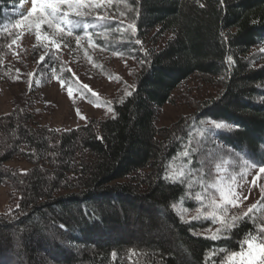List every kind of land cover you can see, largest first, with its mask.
Listing matches in <instances>:
<instances>
[{"label": "trees", "instance_id": "1", "mask_svg": "<svg viewBox=\"0 0 264 264\" xmlns=\"http://www.w3.org/2000/svg\"><path fill=\"white\" fill-rule=\"evenodd\" d=\"M19 1L0 0V84L22 85L0 115V188L9 189L0 264L16 254L21 264H221L222 249L244 251L246 234L264 226V196L215 239L205 235L217 228L211 219L182 220L178 209L201 206L196 193L214 184L222 160L232 174L249 167L245 160L264 166V0H112L96 43L136 61L133 90L114 103L113 116L69 131L39 121L38 72L17 76L6 63L17 36L8 11ZM193 80L215 95L196 100ZM181 93L191 115L157 127L159 111L180 104ZM206 119L229 127L205 128L194 143L190 133ZM176 161L183 183L165 179ZM142 220L152 234L135 237L140 229L129 225Z\"/></svg>", "mask_w": 264, "mask_h": 264}, {"label": "rangeland", "instance_id": "2", "mask_svg": "<svg viewBox=\"0 0 264 264\" xmlns=\"http://www.w3.org/2000/svg\"><path fill=\"white\" fill-rule=\"evenodd\" d=\"M46 2L47 0H36L37 11L33 12L27 20L24 17L31 12L33 0H20L17 5L12 6L9 10L14 15L17 36L13 43L16 45L12 52L13 55L6 60V63L15 64L14 70L17 76L22 75L26 70L29 71L30 75L38 72L37 79L39 78L42 84L38 90L39 103L37 107L43 112L39 116V121L51 128L69 131L82 127L89 121L113 116L114 103L122 101L129 96L126 93L132 92L133 75L137 72L135 60L126 57L119 50L116 52L109 47L107 49L101 48L96 43L98 37H104L106 34L101 18L109 17L108 13L112 11L116 3L112 0H86V3L92 4L93 7L82 8V15L79 16L75 14V7L69 9L66 4H61L59 7L62 11L59 15L63 16V12H67L68 16L56 21L50 27L48 22L37 20L42 11L41 5ZM96 4L100 6L97 7ZM68 21L81 24V27L73 29L72 35H67V30L71 26ZM85 23L90 26L85 28L83 26ZM122 30V28L119 29V31ZM38 32L41 36L39 41L36 39ZM77 38H79V43ZM160 46L161 43L157 48L159 49ZM187 85L192 89V97H195L196 100L206 95L210 98L215 95L214 88L198 85L195 80ZM9 86L6 82L0 84V115H6L11 111L13 98H17L22 91V85ZM69 88L72 89L71 97L68 94ZM185 97L188 98L185 93H181L178 98L181 99L180 104L177 102L166 105L159 111L156 120L157 127L169 128L178 123L179 120L191 115L193 107L187 104L188 102L185 103L189 99H185ZM257 101L262 100L257 99ZM208 121L211 120H203L194 126L190 133L191 141L194 140L195 143L198 137L205 134V128L209 130L215 128L208 124ZM223 128L227 129L228 127ZM206 148V145L202 148L195 144L193 150L200 154L206 151L211 154V149L206 150ZM210 156L216 157L213 153ZM175 163L177 165H171L170 171L173 168L182 170L178 165L179 161ZM227 164L228 161L226 163L225 160H222L218 164L219 168L216 166L218 178L214 185H217L224 192L226 199L235 200L236 206H233L232 203H226L217 187H208V189L205 188L201 191L202 199L199 201L202 207L198 208L199 214L197 209L193 212L178 209L179 212H182L183 219L206 218V214L210 211L209 205L214 200L217 204L227 208L228 211L224 219L231 222L232 217L237 216L240 210L248 211L264 196V172H261L260 168L240 166L241 168L232 174ZM8 165L14 167L18 163L11 162ZM19 167L25 170L29 165L21 163ZM8 207L9 189L5 186L0 188V214L6 212ZM220 214L224 215L223 213ZM208 219H211L217 228L205 232V235L213 236L222 225L218 220H213L210 217ZM143 225V220L140 224L131 223L129 225L130 230L134 232L140 229L138 234L132 235L138 237L142 234H152L148 231L146 224ZM143 228L145 230L142 231ZM156 234L158 233L156 232ZM253 243L258 242L254 241ZM44 246L49 247L46 243ZM246 250L247 245L243 251L244 257H236L233 264H242V261L243 264H248ZM50 252L55 254L54 250ZM16 255H14L15 258L11 264H21V258ZM37 255L40 258L41 254Z\"/></svg>", "mask_w": 264, "mask_h": 264}, {"label": "snow or ice", "instance_id": "3", "mask_svg": "<svg viewBox=\"0 0 264 264\" xmlns=\"http://www.w3.org/2000/svg\"><path fill=\"white\" fill-rule=\"evenodd\" d=\"M223 2V0H222ZM36 0H33V8L31 12L28 13V16L24 17L25 20L29 19L32 16L33 12H36V6H35ZM61 4H66L69 9L75 7L76 11L75 14L77 16L82 15L81 9L84 7L91 8L93 7L92 4L86 3V0H47L46 3L41 5L42 11L40 13V16L37 17V20H43L48 22L49 26L51 27L56 21L62 20L65 17L68 16L67 12H63V16L59 15V13L62 11V9L59 7ZM95 6L99 7V4H96ZM204 5H201L203 7ZM50 9V11H48ZM68 23L71 25L70 28L67 30V35H72L73 29L81 27V24L79 22L75 21H68ZM85 28H88L90 25L84 24L83 25ZM95 27L96 25H91ZM129 27L135 31V25L130 24ZM37 28H39V25H37ZM36 39L39 41L41 39V36L39 35V32L36 36ZM47 39V37H45ZM77 42L79 43V38H77ZM136 43H140L139 40L136 41ZM59 47V45H56ZM43 60V57L41 58ZM63 86V85H62ZM68 94L71 97L72 95V89H68ZM95 95V93H93ZM126 95H131L130 92L126 93ZM79 114V113H78ZM82 119L84 117H81ZM208 124L212 125L213 127L220 129L223 127H229L225 122H218V121H208ZM209 130H206V132ZM182 156L187 157L189 155V152L185 151L181 153ZM203 163V162H201ZM246 165L249 167H256L255 164H249L247 160L244 161ZM191 164V161H188V164L183 165V169H187L188 165ZM171 167V166H170ZM219 168V165H217ZM203 171V169H201ZM260 171L264 172V166L260 167ZM185 178V171L184 170H178L176 168H173V170L165 177L166 180L170 182H180L183 183ZM188 187H192V183L189 182ZM208 187H217V185L214 184H209ZM218 191H221L219 187H217ZM221 196L222 199L226 203H232L233 206H236V201L235 200H228L225 198L224 192L221 191ZM196 199L200 200L202 199V193H196ZM174 209H178L179 205L178 204H173ZM210 211L206 214V218H212L213 220H218L222 228H232L236 225V222L240 219V217L233 216L231 222H228L224 219V216L227 213V208H224L221 204H217L214 200L212 203L209 205ZM219 210V211H218ZM252 209H249V212H251ZM197 212L199 214V209H197ZM220 213H223L224 215H221ZM248 213H245V216H247ZM183 220V217H182ZM259 233H264V226H259V230L257 235L253 236L251 233L246 234V239L242 243H247V261L248 264H264V236H260ZM219 234V230L216 234H214L211 238L215 239L216 235ZM254 241H258V243H253ZM221 251L226 252L227 254V260H223L221 264H233L234 260L236 257H244L245 253L242 251L240 253L237 252H231L228 253L226 249H222ZM243 264V261H242Z\"/></svg>", "mask_w": 264, "mask_h": 264}]
</instances>
